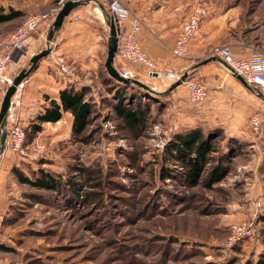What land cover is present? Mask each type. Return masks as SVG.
I'll list each match as a JSON object with an SVG mask.
<instances>
[{
    "label": "rangeland",
    "instance_id": "obj_1",
    "mask_svg": "<svg viewBox=\"0 0 264 264\" xmlns=\"http://www.w3.org/2000/svg\"><path fill=\"white\" fill-rule=\"evenodd\" d=\"M66 1L0 0V5L22 12L16 30L30 15L50 12L53 19ZM237 1L245 22L264 16V0ZM161 81H143L159 93H141L151 114L134 136L121 129L112 107L116 99L99 84L89 86L91 124L82 135L75 136L71 125V132L65 124L47 126L33 144L24 147V141L20 152L13 151L27 174L28 165L35 171L41 166L62 186L33 197L27 186L9 185L0 229V245L9 248L0 250V264H255L264 256V97L247 87L252 100L241 108L236 102L213 105L209 92L205 102L194 104L186 87L171 91ZM254 114L263 119L260 132L250 125ZM195 128L209 136L215 151L202 183L189 188L169 149L177 134ZM216 169L221 180L208 186ZM166 172L174 178L164 180ZM256 201L262 202L259 211ZM246 221L253 222L251 236L227 246L232 227Z\"/></svg>",
    "mask_w": 264,
    "mask_h": 264
},
{
    "label": "crops",
    "instance_id": "obj_2",
    "mask_svg": "<svg viewBox=\"0 0 264 264\" xmlns=\"http://www.w3.org/2000/svg\"><path fill=\"white\" fill-rule=\"evenodd\" d=\"M197 2L198 0H177L176 3L165 1L162 5L153 6L147 0H122V4L129 10L128 18L123 21V29L131 31L133 23L138 20L140 27L137 38L143 50L157 62L160 71L178 70L185 73L197 67L195 76L206 84L213 105L223 102L228 106L236 102V107L241 108L244 102L252 100V96L247 87L229 73L216 56V51L224 45H230L240 58H249L257 52L264 53L263 28L256 27L262 21L259 18L254 24L245 22L243 5L237 0H206L202 3L207 8V15L201 22L200 33L190 42L186 56L177 58L172 49L194 7L200 4ZM10 11L12 10L0 5V13L7 14ZM110 18L105 2L83 0V4L66 17L60 30L54 32L52 39L49 36L55 17L32 36L26 53L14 56L7 71L9 79L12 80L20 70L27 67L32 56L47 48V40H52L56 48H52L50 54L39 61L24 80L22 88L18 89L12 100L7 126L14 123L26 126L44 110L51 98L65 88L80 89L101 84L108 54L106 36L110 31ZM16 21L17 19L0 24V43L18 26ZM115 59L116 65L131 70L136 79L147 81L150 77L145 67L124 62L117 56ZM206 60L210 61L201 64ZM62 67L66 68V72L62 71ZM160 83L162 86L167 85L164 81ZM183 87L185 86L180 85L177 88ZM3 98L0 93V109ZM71 121V115L65 113L59 122L46 123L43 132L47 126L64 124L71 132ZM19 163L18 156L6 144L0 158V214L7 207V197L11 193L9 185L17 183L12 168Z\"/></svg>",
    "mask_w": 264,
    "mask_h": 264
},
{
    "label": "trees",
    "instance_id": "obj_3",
    "mask_svg": "<svg viewBox=\"0 0 264 264\" xmlns=\"http://www.w3.org/2000/svg\"><path fill=\"white\" fill-rule=\"evenodd\" d=\"M22 16V12L16 10H12L7 14L0 13V24L19 19ZM260 21H262V23L256 27L258 29L263 28L264 33V16H261ZM43 50L44 49H41L40 52ZM114 66L118 68L115 61ZM195 69H197V67H194L192 71L185 72L188 73L187 78H196L194 73ZM15 77L13 79H15ZM100 81L101 85L109 87V93L114 99H116V103H114L112 107L115 111L116 119L120 122L121 129L126 132V135L129 137L130 135L134 136V134L145 128L151 114V104L150 102L144 103L141 101L140 96L141 93H145L146 95L148 92L144 88L134 84L132 81L125 83L113 78L108 73L105 63L104 74ZM5 87L8 89L9 84H5ZM248 88L254 92H258L264 97L258 87L249 85ZM90 92V87H82L80 89L70 87L57 93L48 101V105L44 107V110L41 111L29 124L26 126L22 125L25 130L24 147L30 146L36 141L38 136L43 132L46 123L59 122L62 120L65 113L71 115L73 134L75 136L82 135L91 124V99L88 97ZM169 151L170 155L177 160L178 164H180L183 169L179 178L182 179L185 186L193 188L202 183L204 167L208 163L209 155L215 151V145L203 130L195 128L182 134H177L171 143ZM21 163L23 166L28 165L25 164V162ZM37 164L41 165L43 163L37 162ZM40 167L41 166L35 171L31 165H28L30 174H27L21 166L14 165L12 168V174L19 185L27 186L28 189L31 190V195H33V197L37 196L39 192L55 193L60 191L62 181L56 179V176L51 172ZM220 171L221 170L216 169L214 173L210 174L207 180L208 186L221 180ZM162 178L164 180L170 178L173 179L174 176H172L170 172H166L163 174ZM69 191L71 194H76L74 189L72 190L69 188ZM5 221L6 220H4L3 225ZM260 221L264 222V216H261ZM5 248L9 247L0 245V250ZM208 264H235V262H210ZM244 264H253V262H247ZM255 264H264V256L260 257Z\"/></svg>",
    "mask_w": 264,
    "mask_h": 264
},
{
    "label": "built area",
    "instance_id": "obj_4",
    "mask_svg": "<svg viewBox=\"0 0 264 264\" xmlns=\"http://www.w3.org/2000/svg\"><path fill=\"white\" fill-rule=\"evenodd\" d=\"M104 1L111 14V18L115 17L119 21L118 33V50L116 56L135 66L145 67L148 75L155 79L164 81L169 87L181 80L185 74L178 70H170L167 72L160 71L157 62L152 59L142 48L137 38L140 22L136 20L133 23V29L126 31L123 29V21L128 18L129 10L118 0H102ZM207 15V8L203 4L194 7L187 23L183 26L182 32L177 40L172 53L177 58H184L188 53V46L193 38L200 33L201 22ZM55 17V16H54ZM51 19L50 12L30 15L26 20L12 33L7 35L0 43V93L5 96V84L9 82L7 71L13 62L16 54H25L28 50L29 41L32 36L38 33L45 24ZM55 44L52 40H47V49L52 50ZM216 56L226 66L230 74L241 76L248 85L258 87L264 95V53L257 52L249 58L237 57L230 45H224L216 51ZM121 76L126 78H135L133 72L124 66L118 65L116 68ZM62 71L66 72V68L62 67ZM156 73L157 77L153 74ZM189 90L190 101L194 104H202L208 97V88L204 82L198 78H186L182 83ZM23 84L19 87L22 88ZM250 125L255 132H260L263 128V119L260 114H254L250 119ZM8 133L6 144L14 152H20L25 141V130L23 127L14 123L7 126ZM254 207L257 211L262 209V202L256 201ZM5 220V215L0 214V229ZM253 222H241L232 227L226 245L234 246L239 242L250 237L252 234Z\"/></svg>",
    "mask_w": 264,
    "mask_h": 264
},
{
    "label": "water",
    "instance_id": "obj_5",
    "mask_svg": "<svg viewBox=\"0 0 264 264\" xmlns=\"http://www.w3.org/2000/svg\"><path fill=\"white\" fill-rule=\"evenodd\" d=\"M82 4H83V2L80 0H69L63 4V6L61 7V9L59 10V12L57 13V15L54 19L53 29L50 32V36H49L50 39L53 38V34L55 31L60 30V28L62 27V25L66 19V17H68L74 9L81 6ZM109 26H110V31H109V38H108V54H107V58L105 61V66H106L108 73L113 78L117 79L118 81H122L125 83L132 81L134 84H137L138 86L144 88L149 93H154V94L159 93L155 89H153L152 87H150L149 85H147L146 83H144L141 80H138L136 78H126V77L121 76L119 71L114 66V61H115L117 50H118V33H119V21H118V19L115 17L110 18ZM49 54H50V49L46 48L42 52L32 56L30 58V67L28 69H23L15 77V79L13 80L11 85H9V87L6 91V94L3 98V101L1 104V109H0V132H1V136H0V158H1V156L4 153L5 148H6V142H7V137H8V133L6 130V124H7L8 114H9L10 109H11L13 97L18 92V89L23 84L24 80L37 67L39 61L42 58L47 57ZM208 61H210V60H206V61L202 62L201 64H205ZM153 76L157 77V74L154 73ZM187 77H188V73H185L182 76L181 80L172 84L169 89L171 91L176 89L177 87L182 85V83L186 80ZM236 78L239 79L246 87L249 86L241 76L237 75Z\"/></svg>",
    "mask_w": 264,
    "mask_h": 264
},
{
    "label": "bare ground",
    "instance_id": "obj_6",
    "mask_svg": "<svg viewBox=\"0 0 264 264\" xmlns=\"http://www.w3.org/2000/svg\"><path fill=\"white\" fill-rule=\"evenodd\" d=\"M56 48V47H55Z\"/></svg>",
    "mask_w": 264,
    "mask_h": 264
}]
</instances>
